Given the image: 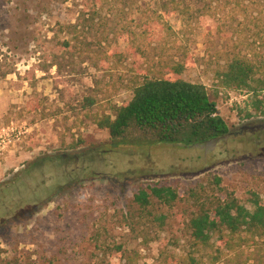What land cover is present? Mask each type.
I'll use <instances>...</instances> for the list:
<instances>
[{
    "label": "rangeland",
    "instance_id": "obj_1",
    "mask_svg": "<svg viewBox=\"0 0 264 264\" xmlns=\"http://www.w3.org/2000/svg\"><path fill=\"white\" fill-rule=\"evenodd\" d=\"M49 2L0 0V187L47 155L53 161L27 176L29 183L36 196L59 184L53 202L47 201L51 193L37 198L41 209L30 220L0 221V264H160L164 249L175 258L183 254L185 222L195 209L192 189L234 193L248 207L251 192L264 197V115L254 106L264 92L256 97L248 89L224 87L218 73L236 54L264 58V27L245 26L235 8L218 0H186L185 15L170 4L169 14L139 26L140 16L131 22L124 2L108 0L87 35L92 50L73 40V50L60 54L59 42L74 39L64 26L76 21L81 3L92 2L52 0L51 15L38 16ZM251 7L264 15V0ZM102 22L108 26H98ZM166 22L173 30L165 29ZM103 35L109 40L99 44ZM134 41L146 49L143 56L127 51ZM116 47L121 55L111 54ZM175 61L187 66L182 78L208 87L230 134L184 147L130 129L125 143L114 147L94 115L113 114L114 105L130 100L147 67L167 73ZM88 97L96 101L91 107H85ZM62 153L80 160L67 168L55 158ZM157 183L184 195L173 206L152 198L150 211L164 217L162 227L150 216L142 222L134 201L140 188ZM12 192L14 200L26 196Z\"/></svg>",
    "mask_w": 264,
    "mask_h": 264
},
{
    "label": "trees",
    "instance_id": "obj_2",
    "mask_svg": "<svg viewBox=\"0 0 264 264\" xmlns=\"http://www.w3.org/2000/svg\"><path fill=\"white\" fill-rule=\"evenodd\" d=\"M90 1L91 5L87 2L81 3L76 10V21L64 26L74 34V39L68 37L62 39L59 42L58 53L71 52L74 47L73 40L87 45V51L92 50L90 46L93 41L88 40L87 35L89 30L96 26L95 18L102 15L101 11L108 0ZM218 1L235 8L245 20L242 23L245 26L253 23L256 27H264L263 12L259 14L252 12L251 3L254 0ZM50 2L38 9V16L44 13L46 16L51 15ZM114 2L125 3L128 7L125 14L131 16V22L135 23L137 16H140L136 23L139 26L145 24L150 27L155 23V18L161 17V13L169 14L170 4H173L175 11L183 15L190 11L186 0H155L153 5L147 8L139 6L138 0ZM100 24L103 27L108 26L103 22L98 23V26H101ZM164 25L166 30H173L168 22ZM147 33L148 36L152 34L150 30ZM103 40H109L108 36L99 37L97 42L101 44ZM261 40L264 43L262 37ZM39 42L41 40H38ZM127 51L143 56L146 49L134 41L128 43ZM122 52L123 50L116 47L111 54L121 55ZM186 67L181 61H175L170 65L167 73L147 67L145 69L147 71H143L136 79L132 98L121 105H114L113 114L104 112L94 115V123L99 128L109 131L114 140L112 142L114 147L118 142L125 143L124 138L130 129L140 131L153 141L184 147L200 146L225 138L230 134V127L221 115L217 102L211 99L209 89L204 83L192 82L181 77ZM263 67V57L257 60L255 57L236 54L218 73L224 87L248 89L258 97L264 92V75L260 77V74H264ZM95 102V99L88 97L85 107H91ZM254 103L256 110L264 115V99H256ZM55 158L68 168L69 161L80 160V155L70 156L62 153ZM38 160L41 162L33 161L27 164L25 169L19 171L21 173H16L12 180L6 182L4 187H0V207L3 209L0 215L1 223H5L8 218L30 220L41 209L36 203L43 192L45 193L42 198L51 193L47 201H54V191L58 190L59 184L52 189L44 188L40 196H36L27 178L32 172L41 170L47 161L52 162L53 157L47 155ZM89 174L92 176L94 173ZM216 183L219 184L220 179H216ZM12 191L26 196L14 200ZM183 196L182 191L170 185L157 183L140 188L134 194V201L139 206L142 222L150 216L151 223L156 222L158 227H162L164 217L150 211L152 198L155 197L159 202L173 206ZM189 197L192 198L195 209L188 214L185 222L187 239L184 241L183 254L175 258L174 254L164 249L160 252L162 257L160 264H171L170 259L173 258L175 264H264V197L257 192H251L248 207L234 193L222 197L203 186L192 189ZM177 243L179 244V241Z\"/></svg>",
    "mask_w": 264,
    "mask_h": 264
}]
</instances>
